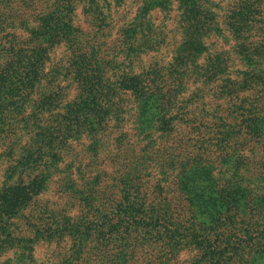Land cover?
I'll use <instances>...</instances> for the list:
<instances>
[{"label":"trees","instance_id":"1","mask_svg":"<svg viewBox=\"0 0 264 264\" xmlns=\"http://www.w3.org/2000/svg\"><path fill=\"white\" fill-rule=\"evenodd\" d=\"M38 4L0 14V251L264 264V0Z\"/></svg>","mask_w":264,"mask_h":264},{"label":"rangeland","instance_id":"2","mask_svg":"<svg viewBox=\"0 0 264 264\" xmlns=\"http://www.w3.org/2000/svg\"><path fill=\"white\" fill-rule=\"evenodd\" d=\"M38 3H40V0H5V3L2 6L3 9H0V14L5 19V24L8 26L5 27V31L6 33H8V37L4 41L14 43L12 37L15 38L16 43H22L24 41V39L26 38V25L30 26L31 21V18H28L29 14L36 15L41 12L40 5ZM161 15H163V13H161ZM161 15L155 14V19L159 20L160 17H162ZM75 16L77 24H79L84 29L86 28L89 32L94 33L96 24H89V26H87L82 19V15H80L78 11L75 12ZM91 34L92 33H90V35ZM114 36H116L115 32L112 33V37ZM221 43L222 41L220 40L219 47L221 46L223 49L227 48L224 47ZM165 53H163L161 57H163L164 61H167L168 55H165ZM51 56L53 57L52 64H58L60 61H62V64H65L66 55L63 49L55 50L54 52H52ZM156 59H158V57ZM73 96L74 89L71 88L67 91L66 98L70 99ZM4 165V162H0V171L3 170ZM2 247L4 248L2 251H0V264H4L5 262L17 264L20 261H22L23 263L25 260H27L25 259V256L21 257V250L13 248L7 249L8 247L4 243L2 244ZM58 251L59 248L53 246V244L39 243L37 246H35L32 256L35 260V264H58V261L60 262L62 260L56 258V254Z\"/></svg>","mask_w":264,"mask_h":264}]
</instances>
